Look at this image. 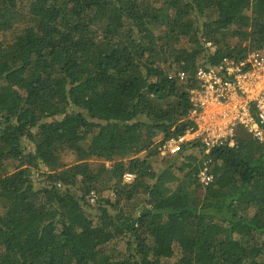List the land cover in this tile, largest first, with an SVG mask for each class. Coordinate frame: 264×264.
Segmentation results:
<instances>
[{
  "label": "trees",
  "instance_id": "1",
  "mask_svg": "<svg viewBox=\"0 0 264 264\" xmlns=\"http://www.w3.org/2000/svg\"><path fill=\"white\" fill-rule=\"evenodd\" d=\"M263 46L264 0H0V264H264V140L158 150Z\"/></svg>",
  "mask_w": 264,
  "mask_h": 264
},
{
  "label": "built area",
  "instance_id": "2",
  "mask_svg": "<svg viewBox=\"0 0 264 264\" xmlns=\"http://www.w3.org/2000/svg\"><path fill=\"white\" fill-rule=\"evenodd\" d=\"M185 76L184 71L175 74L179 80ZM195 79L187 115L191 125L182 134L164 140L158 146L160 155H177L187 144H199L208 155L219 146H232L239 126L256 140H264V46L243 58H223L211 68L199 67ZM208 162L205 160L199 171L203 186L213 180ZM134 177L129 172L122 175L124 182Z\"/></svg>",
  "mask_w": 264,
  "mask_h": 264
},
{
  "label": "rangeland",
  "instance_id": "3",
  "mask_svg": "<svg viewBox=\"0 0 264 264\" xmlns=\"http://www.w3.org/2000/svg\"><path fill=\"white\" fill-rule=\"evenodd\" d=\"M240 128H243V127H241V126H239L237 129H240ZM142 154V153H141ZM118 164L119 163H108V165L110 166V168L112 169V170H116L117 168H118ZM126 205H128V207H130V208H132L133 207V205H135V204H132V203H127Z\"/></svg>",
  "mask_w": 264,
  "mask_h": 264
}]
</instances>
